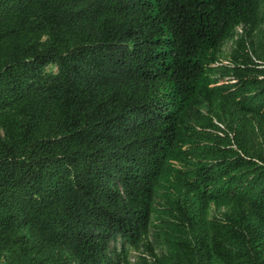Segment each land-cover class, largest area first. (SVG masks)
Segmentation results:
<instances>
[{
    "label": "trees",
    "instance_id": "16d2710c",
    "mask_svg": "<svg viewBox=\"0 0 264 264\" xmlns=\"http://www.w3.org/2000/svg\"><path fill=\"white\" fill-rule=\"evenodd\" d=\"M131 252L264 264V0H0V264Z\"/></svg>",
    "mask_w": 264,
    "mask_h": 264
},
{
    "label": "rangeland",
    "instance_id": "374dc122",
    "mask_svg": "<svg viewBox=\"0 0 264 264\" xmlns=\"http://www.w3.org/2000/svg\"><path fill=\"white\" fill-rule=\"evenodd\" d=\"M224 49L225 50L227 49V51H229V46H226ZM46 70L51 71V72H56V67H54V66L48 67ZM121 246H122V243H120L119 239L110 242V249L111 250L116 249L117 251H119ZM129 260H130V264H134L137 261V253L131 252L129 254Z\"/></svg>",
    "mask_w": 264,
    "mask_h": 264
}]
</instances>
